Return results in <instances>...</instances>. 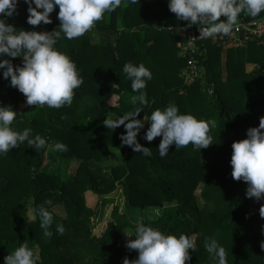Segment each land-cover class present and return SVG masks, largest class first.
<instances>
[{
    "label": "trees",
    "instance_id": "trees-1",
    "mask_svg": "<svg viewBox=\"0 0 264 264\" xmlns=\"http://www.w3.org/2000/svg\"><path fill=\"white\" fill-rule=\"evenodd\" d=\"M27 8L20 0L13 17L0 18L18 31H59L58 6L50 14L52 23L38 26L27 23ZM263 17L264 12L257 17L241 13L239 19ZM177 22L167 0H122L83 36L68 40L61 34L55 47L75 62L83 83L74 90L71 105L59 109L27 106L26 97L0 70V105L18 112L13 129H31L32 137L39 134L50 145L67 146L63 152L35 150L25 141L0 155V264L24 242L38 253L37 264H123L125 258L131 262L138 252L126 243L135 239L139 217L165 234L190 236L195 250H189L186 264H216L205 249L206 238H215L225 248L227 264H264V199L248 198L247 183L232 178L230 165L232 143L246 139L247 130L258 127L264 117V47L229 49L222 61V50L206 42L205 74L186 86L179 77L185 60L178 55L176 37L166 29ZM4 58L14 68L23 64L20 57ZM127 62L143 63L152 72L144 89L146 105L131 103L138 93L132 92L122 71ZM246 64L256 68L246 72ZM169 104L181 114L214 121L209 132L212 145L200 151L191 144L178 149L171 145L161 158L162 137L143 139L150 127L146 119L137 135V141L151 150V156H144L122 144L123 125L109 130L103 123L136 107L142 110L136 118L143 120ZM112 150L122 154L123 163L105 172L99 165L109 160ZM199 187L202 206L196 197ZM119 190L122 213L114 209L103 232L94 235L92 218L102 221L103 208L114 203L109 196ZM88 193L99 198L94 209L86 204ZM46 200L52 201L45 205L50 212L61 211L53 215L51 237L44 236L39 218H28L25 205L36 207ZM57 224L65 229L62 235Z\"/></svg>",
    "mask_w": 264,
    "mask_h": 264
},
{
    "label": "clouds",
    "instance_id": "clouds-1",
    "mask_svg": "<svg viewBox=\"0 0 264 264\" xmlns=\"http://www.w3.org/2000/svg\"><path fill=\"white\" fill-rule=\"evenodd\" d=\"M20 0H0V17H13ZM133 4L138 0H131ZM28 5L27 23L38 26L42 22L52 23L50 14L56 6L59 8V31L37 32L16 29L0 18V70L4 79L10 78V86L16 88L26 97L27 106L59 109L71 105L74 90L83 83L75 62L65 53L57 50L55 45L61 38L72 40L87 33L100 21L105 13L119 8L122 0H23ZM34 5V7H33ZM168 9L175 14L178 21H187L189 25H198L200 38L228 36L238 26L241 13L257 17L264 12V0H167ZM225 20H221V17ZM170 32L171 27L167 28ZM11 58H22V66L14 68ZM126 78L131 81V90L137 95L131 96L133 105H146L147 93L144 89L152 79V72L143 63L138 65L127 62L122 68ZM142 112L140 107L125 113L117 119L106 118L103 123L109 130L121 125L125 133L120 140L130 146L134 152L151 156L150 148L143 147L137 141V135L144 128V121L150 122L143 139L151 142L162 137L158 152L161 158L169 154V147H186L189 144L196 150L212 145L209 135L214 121L198 120L191 114H181L175 104H169L163 110L156 109L143 120L136 117ZM18 112L11 106L0 105V155L7 154L25 141L35 150L47 148L51 151H67L62 142L54 145L47 143L39 134L31 136V129L18 132L12 123ZM264 117L259 126L247 130V138L233 142L230 165L233 179L247 183L246 196L256 200L264 199ZM46 200L36 207L29 206L27 211L32 220L39 218L40 227L45 237H51L49 230L53 224V214L45 205ZM264 217V206L260 209ZM135 239H129L126 247L138 252V258L131 262L125 258L123 264H186L190 261L189 250H195L194 240L186 235L165 234L159 229L147 226L143 218L135 220ZM56 231L63 234L62 224L56 225ZM128 236V235H127ZM205 249L216 264H227V253L215 238L205 239ZM264 249V242L261 243ZM38 253L21 243L4 258V264H37Z\"/></svg>",
    "mask_w": 264,
    "mask_h": 264
},
{
    "label": "built area",
    "instance_id": "built-area-1",
    "mask_svg": "<svg viewBox=\"0 0 264 264\" xmlns=\"http://www.w3.org/2000/svg\"><path fill=\"white\" fill-rule=\"evenodd\" d=\"M169 27L172 31H167L177 39L179 56L185 60L180 78L186 86L196 83L205 74L203 62L207 56L206 42L212 43L222 51L244 49L250 44L264 47V20L246 21L242 18L239 19L238 26L234 27L232 34L200 39L198 25L190 26L187 21H178L167 28Z\"/></svg>",
    "mask_w": 264,
    "mask_h": 264
},
{
    "label": "rangeland",
    "instance_id": "rangeland-1",
    "mask_svg": "<svg viewBox=\"0 0 264 264\" xmlns=\"http://www.w3.org/2000/svg\"><path fill=\"white\" fill-rule=\"evenodd\" d=\"M264 18V17H263ZM40 32H45L46 29L45 28H42V29H39ZM224 55H225V52H221V57L224 58ZM222 61H224V59H222ZM256 66L254 64H246L245 66V70L246 72H251L253 69H255ZM179 77H180V74H179ZM10 80V78L8 79ZM21 95H23L22 93H20ZM146 121H144V124H145ZM123 163V157H122V154L118 151H115V150H112L110 152V155H109V160L105 163H101L99 166L104 169L105 172H109L110 168L112 167H115L117 165H121ZM66 167V165L64 166ZM200 187L197 189L196 191V197H197V202L199 204V206H202V201L200 200ZM109 198L113 199L114 200V203L113 204H108L106 207L103 208V219L102 221H99L97 223V221L95 222V220L92 218V221L93 223H96V226L93 230V234L94 235H100L103 230L105 229V225H106V220H107V217L110 216V214L112 213V211H114V209H116L119 213H122V210H123V202H124V198H123V195L121 193V190L115 192L114 194L110 195ZM85 201H86V204L88 207L90 208H95L97 205H99V198L98 197H95L91 194H86L85 196ZM27 209L28 207L30 206L29 203H26L25 204ZM52 214L55 215V216H60L61 214L59 212H61L60 210L58 209H53L52 211ZM27 216L30 220H32L29 215H28V211H27ZM147 217L148 218H152V214H147ZM126 237L124 236V239Z\"/></svg>",
    "mask_w": 264,
    "mask_h": 264
},
{
    "label": "crops",
    "instance_id": "crops-1",
    "mask_svg": "<svg viewBox=\"0 0 264 264\" xmlns=\"http://www.w3.org/2000/svg\"><path fill=\"white\" fill-rule=\"evenodd\" d=\"M176 48H177V46H176ZM178 50V49H177ZM222 52H225V51H222ZM178 55H179V53H178ZM225 58V57H224ZM224 58H222V59H224Z\"/></svg>",
    "mask_w": 264,
    "mask_h": 264
}]
</instances>
